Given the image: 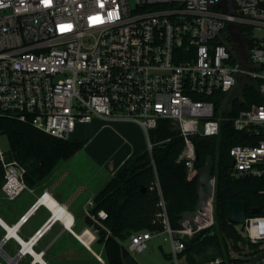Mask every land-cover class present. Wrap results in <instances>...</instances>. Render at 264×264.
I'll use <instances>...</instances> for the list:
<instances>
[{"label": "built area", "instance_id": "1", "mask_svg": "<svg viewBox=\"0 0 264 264\" xmlns=\"http://www.w3.org/2000/svg\"><path fill=\"white\" fill-rule=\"evenodd\" d=\"M262 1L0 0V116L61 139H70L78 123L131 121L144 130L150 152V130L166 118L184 137L178 161L192 178L198 169L191 136L219 134L222 117L213 96L231 91L245 75L260 80L261 99L233 120L254 143L230 147V175L264 177V35L255 33L264 30ZM0 162L7 197L29 189L26 166L1 147ZM160 205L163 230L132 233L127 249L142 252L153 236L165 234L180 264L185 239L215 223L214 192L192 221L178 227L171 225L163 197ZM86 213L97 223L108 216L105 210ZM263 223L264 215L256 214L236 224L261 253ZM41 228L27 241L30 253L36 254L32 247ZM223 262L235 264L222 257L203 264Z\"/></svg>", "mask_w": 264, "mask_h": 264}, {"label": "trees", "instance_id": "2", "mask_svg": "<svg viewBox=\"0 0 264 264\" xmlns=\"http://www.w3.org/2000/svg\"><path fill=\"white\" fill-rule=\"evenodd\" d=\"M259 84L258 79L240 75L231 91L216 93L213 96L218 98L216 115H224L219 134L191 136L199 152L200 163L205 162L208 154H212L215 160V223L185 239V249L180 255L186 256L187 264H203L216 257L227 262L233 260L235 264H251V257L261 253L259 244L249 242L236 228V223L227 219L229 199L245 200L248 207L260 209L257 215H264V177H232L233 161L229 151L234 144L254 143L246 132L234 127L233 120L242 109L260 101ZM236 89H239L238 95L235 94ZM0 135L7 136L8 157L18 159L26 166L28 186L44 180L60 160L69 159L84 146L83 141L55 137L29 122L10 116H0ZM150 139L154 143L153 150L147 149L128 158L123 168L111 176L95 195L91 212L97 214L105 210L107 218L101 223L95 222L88 214L84 218V225L96 234L95 242L103 246L102 256L106 264H125L129 251L124 241L129 240L132 233L163 230L161 197L174 227L180 226V213L194 209L198 201V173L189 179L184 161H178L184 137L168 119L161 118L150 130ZM39 160L42 164L37 168ZM4 181L0 162V189ZM141 187L146 191L142 192ZM248 215L256 213L248 211ZM239 241L247 243L251 249L232 258L231 249L242 251ZM210 247L214 251L208 253ZM165 255L171 258L170 253Z\"/></svg>", "mask_w": 264, "mask_h": 264}, {"label": "crops", "instance_id": "3", "mask_svg": "<svg viewBox=\"0 0 264 264\" xmlns=\"http://www.w3.org/2000/svg\"><path fill=\"white\" fill-rule=\"evenodd\" d=\"M93 121L97 127L94 136L98 135L101 138V134L107 133L118 140L125 139L126 149L119 153L115 160L113 158L106 160L101 151H94L98 165L87 167L88 178L81 179L76 172L78 167L70 165L69 160L76 156L84 144L69 159L60 160L44 180L29 186V189L23 190L15 198L7 197L0 189V219L16 233L5 238L9 230L0 222V241L5 239L2 244L3 250L0 248L2 251L0 264H14L13 260H17L16 264H106L102 256L103 246L95 242L96 235L93 231L89 230L93 237L86 236L88 244L78 236L88 228L84 225L86 208L94 206L97 192L111 176L123 168L128 158L146 151L148 143L144 130L134 122L102 119ZM43 192H47V195L41 199L48 198V195L52 196L72 213L73 223L68 227L63 221L55 218L33 245L36 254L27 251L21 252L18 257L16 255L22 249V241L27 242L53 215L51 207L45 201H40L37 209L18 225L21 217L29 211ZM40 251L43 252L41 259H36ZM167 264L174 263L167 261Z\"/></svg>", "mask_w": 264, "mask_h": 264}, {"label": "rangeland", "instance_id": "4", "mask_svg": "<svg viewBox=\"0 0 264 264\" xmlns=\"http://www.w3.org/2000/svg\"><path fill=\"white\" fill-rule=\"evenodd\" d=\"M256 35H264L263 31H255ZM239 89L235 90V94L238 95ZM223 117L224 115H220ZM97 130L96 124L93 122L90 123H78L73 133L70 135V140H79L83 141L85 146L78 151L76 156L69 160L70 165L78 167L77 173L81 179H87L88 171L87 167L98 165L97 161L94 158V151H101L104 159L108 160L117 157V155L124 151L127 147V141L125 139H117L109 134H101L102 137L99 138L98 135H95ZM89 139V140H88ZM0 147L2 150L8 153L9 142L6 135H0ZM147 149V145H146ZM215 168V167H214ZM81 169L80 171H78ZM189 178V174H187ZM191 179V178H189ZM216 179V177H215ZM216 182V180H215ZM214 194H215V185H214ZM91 209V207H90ZM264 225V223L262 224ZM89 228V227H88ZM165 234L155 235L149 240L148 248L142 252H130L126 257L127 264H167V261H172L174 264L175 261L173 258L167 257L164 253L170 252V241L165 238ZM249 241V240H248ZM228 242L232 243L230 239ZM124 245H129V240L124 241ZM239 247L242 248V251H235L231 249V257H237L238 255L243 254V252L251 249L247 243L238 242ZM214 249L210 247L208 253L213 252ZM2 253V251H0ZM180 264H187L184 259H181Z\"/></svg>", "mask_w": 264, "mask_h": 264}, {"label": "water", "instance_id": "5", "mask_svg": "<svg viewBox=\"0 0 264 264\" xmlns=\"http://www.w3.org/2000/svg\"><path fill=\"white\" fill-rule=\"evenodd\" d=\"M231 2V0H228ZM261 6L264 7V1H262ZM232 10V8H231ZM231 27V24H230ZM234 161V160H233ZM41 160L37 161L36 167H41ZM194 166L198 169V176H197V193H198V201L196 203V206L192 210H184L180 213V219L179 223L182 224L186 221H192L200 211V209L203 207V205L213 196L214 192V185H215V175H214V167H215V160L212 154H208L206 156L205 162L203 164L200 163L199 158V152L196 151V158L194 161ZM141 191L145 192L146 188L141 187ZM248 211L252 213H259L260 209L258 207H248V204L245 200L241 199H229L227 202V219L230 222L236 223V224H243L246 221V218L248 217ZM54 215H52L49 220L47 221L46 225H44L41 228V231L43 232L53 221H54ZM0 222L9 230V234L5 236L7 238L9 235H14L15 233L11 232L13 229L9 228L8 225L4 224V222L0 219ZM82 234V233H80ZM79 236V235H78ZM5 241V239H2L0 241V248L2 249V244ZM23 246L22 249L17 253L16 256H20V253L23 251L28 250L29 243L22 241ZM3 250V249H2ZM15 256V259L17 257ZM14 259V257H12ZM264 258V253H258L251 257L250 261L251 264H257L259 261H261ZM36 259H41L40 255L36 256ZM17 261V260H16ZM222 264H227L226 262H223Z\"/></svg>", "mask_w": 264, "mask_h": 264}, {"label": "bare ground", "instance_id": "6", "mask_svg": "<svg viewBox=\"0 0 264 264\" xmlns=\"http://www.w3.org/2000/svg\"><path fill=\"white\" fill-rule=\"evenodd\" d=\"M41 201H45L47 205H49L53 211L54 218L61 219L66 226L70 227L73 223L74 217L72 213L67 210L64 205L59 204L52 196L48 195V198L41 199ZM5 224V223H4ZM90 229H85L82 234H78L79 238L85 241L87 244L89 243L86 236L93 237V234L89 231ZM13 233V230L11 231ZM16 235V233H15ZM31 250V249H30ZM32 252L34 250L32 249ZM13 263L16 264V261L13 260Z\"/></svg>", "mask_w": 264, "mask_h": 264}]
</instances>
